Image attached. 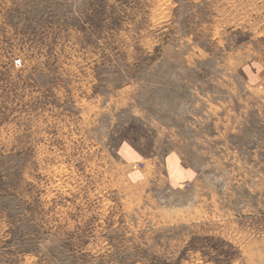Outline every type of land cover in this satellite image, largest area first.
I'll return each mask as SVG.
<instances>
[{"label": "rangeland", "instance_id": "1", "mask_svg": "<svg viewBox=\"0 0 264 264\" xmlns=\"http://www.w3.org/2000/svg\"><path fill=\"white\" fill-rule=\"evenodd\" d=\"M0 264H264V0H0Z\"/></svg>", "mask_w": 264, "mask_h": 264}, {"label": "crops", "instance_id": "2", "mask_svg": "<svg viewBox=\"0 0 264 264\" xmlns=\"http://www.w3.org/2000/svg\"><path fill=\"white\" fill-rule=\"evenodd\" d=\"M170 164V163H169ZM183 172H186L187 173V171H183ZM174 173V172H173Z\"/></svg>", "mask_w": 264, "mask_h": 264}]
</instances>
